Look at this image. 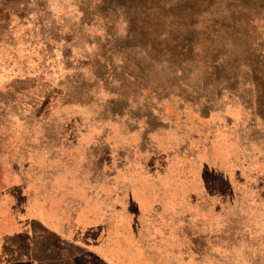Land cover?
<instances>
[{
	"label": "rangeland",
	"instance_id": "374dc122",
	"mask_svg": "<svg viewBox=\"0 0 264 264\" xmlns=\"http://www.w3.org/2000/svg\"><path fill=\"white\" fill-rule=\"evenodd\" d=\"M0 157V264H264V0H0Z\"/></svg>",
	"mask_w": 264,
	"mask_h": 264
},
{
	"label": "crops",
	"instance_id": "0c3cea01",
	"mask_svg": "<svg viewBox=\"0 0 264 264\" xmlns=\"http://www.w3.org/2000/svg\"><path fill=\"white\" fill-rule=\"evenodd\" d=\"M4 160H5V158H3V159H1V157H0V164H1V174H4L3 176L5 177V176H7L6 178V183L5 184H2V186H6V187H10V183H8V182H10L11 181V179H10V175H15L16 173H15V171L14 170H9V168L4 164ZM18 173V172H17ZM24 182V181H23ZM23 182L19 179V177H17L16 179L15 178H13V187L9 190L8 189V195H5V196H8L10 199H11V203L14 205L20 198H22V196H24V195H22V193H21V190H22V185H24L23 184ZM11 183V184H12ZM6 193V192H5ZM4 193V194H5ZM18 214L19 215H21L20 214V212H18ZM24 214H25V211L22 213V218H26V217H24ZM38 221H39V219H37ZM40 223H41V221H39ZM85 228V231H84V234L87 236V240H88V242H89V240H94L95 238H96V236L97 235H99V231L101 230V227L100 226H98V223H95V224H91V225H87V226H85L84 227ZM44 234H46V233H49V234H52V235H55V237H56V239L57 238H59L60 240L58 241V243L59 244H62L63 243V240L61 239V238H63V237H61L58 233L56 234V232H50V231H46V230H43L42 231ZM4 235V234H3ZM34 237L35 238H37V235H36V233L34 234ZM89 245L91 246V244L89 243ZM91 247H93V246H91Z\"/></svg>",
	"mask_w": 264,
	"mask_h": 264
}]
</instances>
